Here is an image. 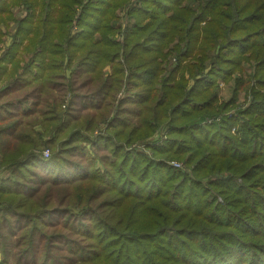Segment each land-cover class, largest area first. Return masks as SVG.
<instances>
[{
	"label": "trees",
	"instance_id": "trees-1",
	"mask_svg": "<svg viewBox=\"0 0 264 264\" xmlns=\"http://www.w3.org/2000/svg\"><path fill=\"white\" fill-rule=\"evenodd\" d=\"M128 2L0 0L1 264H264V95L240 137L212 94L248 70L264 87V0H134L125 29ZM159 129L152 158L129 150Z\"/></svg>",
	"mask_w": 264,
	"mask_h": 264
},
{
	"label": "rangeland",
	"instance_id": "rangeland-1",
	"mask_svg": "<svg viewBox=\"0 0 264 264\" xmlns=\"http://www.w3.org/2000/svg\"><path fill=\"white\" fill-rule=\"evenodd\" d=\"M131 3L128 2L125 5H122L121 7H119V9L116 12L117 23H122V27H125V29L128 28L129 26H131V24H133L132 18L126 19V16H125V9L128 10L130 7H133L134 0H131ZM27 12H28L27 8L24 5H20V6L12 9V13H13L16 21L23 19L25 17V15L27 14ZM0 28L2 29V31L4 33V36H3L2 41L0 43V55H1L2 52L9 47V45L12 41V37H13V34L15 32V28H16V23L12 22L10 24L9 29H6L3 25H1ZM120 30H121V28H120ZM175 61H176L175 59H172L171 64H174ZM247 68H248V66H247ZM105 71H106V73H109L110 68L107 67ZM20 72H21V70H20ZM125 72H127V71H125ZM240 78H241L240 72H237V73H234L232 75V77L229 79V81H223L222 79L218 80L217 85H215V87L212 86L213 87L212 94L217 95L218 105H225V104L232 105L229 108L230 109L229 112L233 111L235 113H240V120H242V121L238 122L237 126L231 130V134L235 135V136L240 135V137H241V134H239V126H240V130H241V127L243 125L242 123L244 122V119H246V117L241 115V113L246 112L247 109L250 107V105L252 103L251 101H253V92L258 91V93H260L261 95H264V87H260L258 85H253V83L255 82L254 74H253V71L248 70L246 73H244L242 78L244 79L245 82H249L252 84L243 86V88L239 89L237 91V94H235V90L237 89L238 82L240 81ZM193 83H194V79H191L188 88H190V86L193 85ZM8 84H9V82H5V80H3L0 86H4V85H8ZM125 92H126V87L124 85L121 92L117 96V102L124 100ZM67 95H69V93ZM130 98H132V96H130ZM233 98H235L236 101L233 103H229V101ZM50 99L52 100V98H50ZM32 103L33 102H29L28 105H22V109L25 107V109L36 111V105H39L40 100H38L36 98L34 105H32ZM234 105H236V106H234ZM62 106H63L62 109L65 110L66 106H68V105H62ZM41 109L45 110L46 108L42 107ZM73 112H74L73 116L76 119H81V118L88 115V110H85V109L82 110L81 105H77V110L73 111ZM236 116H238V115H236ZM31 119H33V118H31ZM111 120H113V115L110 114V116L108 117L106 122H109ZM105 129H106V126L101 123L98 126L97 130L94 131V134L97 132H103ZM34 131L37 133V134H35V136H38L43 143H45L48 140V137L44 133V130H43L41 125H35ZM161 135H166L165 130L159 129V130H157V132H152V133L148 134L147 137L142 138L136 142L130 143L131 145L130 144H127V145H129V150H134V151H136V153H139V154L140 153L147 154L148 156H146V157L152 158L151 157L152 154L150 156L148 149H151L150 147H153L156 144L161 143L162 140L166 139V138L161 139L162 138ZM240 137H238V138H240ZM84 146H85V144H84ZM41 150L42 151L44 150L42 152V153H44L43 158L49 159L52 156L53 151L49 146H44ZM45 152H47L48 155H46ZM150 153H152L151 150H150ZM184 156L174 157L173 160H175V161L174 162L171 161L170 165L175 167V169L177 171L191 172L192 168L190 166L186 165V163L184 162L185 158L182 159ZM92 157H93V159L95 158V156H92ZM179 159H181V160H179ZM176 160H179L178 162H180L181 164L177 163ZM73 161H76L78 164L80 162L79 159H75ZM99 166L100 165L98 164L97 167H99ZM45 167H47V166H45ZM39 173L46 174L47 172L40 171ZM219 174L220 173H218V175ZM225 174H229V173L226 172ZM8 175H9L8 168H3L0 172V177L6 178ZM214 175H216V174H214ZM75 176L71 175L70 177L74 178V180H75ZM71 178H69V179L71 180ZM217 203L223 204V199L221 197H218ZM0 261H1V255H0ZM0 264H1V262H0Z\"/></svg>",
	"mask_w": 264,
	"mask_h": 264
},
{
	"label": "built area",
	"instance_id": "built-area-1",
	"mask_svg": "<svg viewBox=\"0 0 264 264\" xmlns=\"http://www.w3.org/2000/svg\"><path fill=\"white\" fill-rule=\"evenodd\" d=\"M45 154H46V155H48V153H47V152H45Z\"/></svg>",
	"mask_w": 264,
	"mask_h": 264
}]
</instances>
